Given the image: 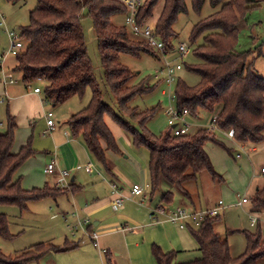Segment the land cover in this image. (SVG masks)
<instances>
[{"label": "trees", "instance_id": "obj_1", "mask_svg": "<svg viewBox=\"0 0 264 264\" xmlns=\"http://www.w3.org/2000/svg\"><path fill=\"white\" fill-rule=\"evenodd\" d=\"M14 5L22 0H5ZM163 2L162 10L154 26V35L165 44L177 37L173 26L178 17L187 13L186 0H143L137 12V22L152 19L157 5ZM209 2L218 8L209 17L196 23L190 40L191 55L198 60L187 66L199 76L196 86H189L181 78L176 80L175 108L187 110L190 119H198L203 113L213 114L221 109L217 123L225 131L234 132V140L241 145H258L264 142V77L254 67L253 51L239 52L241 22L248 20L252 10L261 6L260 0H191V6L199 13ZM87 13L93 22V32L104 68L105 86L116 103L119 115L105 101V92L97 81L89 56L82 20ZM127 14V8L118 0H37L30 12V21L20 29L25 48L16 56L13 72L20 74L26 87L43 82L45 103L54 106L65 104L75 97H83L90 88L89 105L68 121L70 135L82 139L95 161L105 173L114 177L108 152L122 154L117 140L106 123V117L126 132L137 148L149 152L148 173L152 194L159 190L161 182L167 181L190 194L185 185L196 181L203 172L214 180L219 179L210 156L205 150L208 143L226 148L214 133L205 128L187 135L175 136L170 132L160 137L148 134L146 124L156 111L131 107L130 102L139 95H147L155 88L146 84L131 85L134 75L121 63V55L140 57L156 55L148 43L132 35L127 26L112 23V17ZM202 40L201 45L199 41ZM195 46V47H194ZM261 52H258L260 55ZM186 67V64H184ZM183 65V69H184ZM2 66L0 65V75ZM182 72V71H181ZM8 130L0 134V206H15L21 212L33 202L77 192L80 187L70 184L67 188L51 187L26 190L22 177L15 180L20 168L38 152L32 148L31 139L19 152L13 153L15 133L18 128L15 117L8 109ZM132 123L141 127L138 130ZM229 152L230 150L227 149ZM174 194L167 192L161 201L172 204ZM251 214L264 213V185L250 200ZM221 216L204 220L199 227L188 225V230L199 245L201 257L186 263H175L177 253L165 252L153 244L151 251L158 264H259L264 259L263 227L259 223L255 232L243 231L246 239L244 254L232 256L230 244L217 233L215 225ZM0 236L10 239L9 219L0 214ZM70 245L58 249L51 243H39L15 256H6L0 251V264H29L41 260L55 251H70ZM104 264H114L110 251L104 253Z\"/></svg>", "mask_w": 264, "mask_h": 264}, {"label": "rangeland", "instance_id": "obj_2", "mask_svg": "<svg viewBox=\"0 0 264 264\" xmlns=\"http://www.w3.org/2000/svg\"><path fill=\"white\" fill-rule=\"evenodd\" d=\"M186 3L188 7L187 13L181 14L173 26L177 33V37L172 41L175 48L181 43H186L193 47L190 35L194 25L218 10V8H213L210 3L207 2L203 9L199 13H196L191 6V0H186ZM36 5L37 0H22L16 5L8 3L5 0H0V56L8 53L11 47L7 32L16 31L20 33V29L29 24L30 12L35 9ZM162 7L163 2H160L155 9L153 18L147 22L149 25H156ZM83 17L85 18L82 20V25L86 35L89 56L95 70V76L102 88L107 91L105 92L106 103L111 106L115 114L119 115L120 112L116 108L117 105L114 98L105 86L104 68L99 54L98 41L93 32V22L87 17L86 12L83 13ZM126 18V13L117 14L112 17V23L117 26H126ZM248 20V29L243 28L245 22H241L238 26L240 35L238 51L246 52L252 50L253 56L251 59H254L255 70L260 77H264V6L262 3L261 6L251 11ZM201 43L202 40H200L198 44L201 45ZM258 52H261V54L258 55ZM168 60L174 64H186V67L184 65L183 71L179 73L178 78H181L185 83L192 87L199 83V76L189 71L187 68V66L198 62L193 55L190 54L188 58L181 62L178 59V55L175 52H172L168 57ZM120 61L134 75V78L130 83L131 85L144 83L149 87L155 88L154 92L143 96H136L130 102L131 107H137L142 111L155 109V115L146 124L148 129L147 133L160 137L162 134L170 132L167 112L170 110V107L175 108V102L174 105H170L169 97L163 94L164 92L169 94L170 88L163 81L165 77L164 73H162L164 59H162L160 53L156 51V55L143 54L140 57L121 55ZM15 65L16 57L12 55L6 56L3 66L12 68ZM11 72L14 73L13 71ZM15 79V84H8L10 98L9 96L5 98L6 88L3 79L0 77V95L3 93L0 97V134L6 133L8 130L7 111L9 100H11V97H17L19 94L26 92L25 88L27 87L23 84L21 75L15 74ZM43 85V82H35L31 85V88L32 90L35 87L43 88ZM175 89L176 84L172 86V95L175 94ZM91 97L92 91L90 88H87L85 95L82 98L75 97L69 100L68 103L55 106L51 103L44 105L45 117L35 119V121L31 122V126H29L28 122L27 124L17 123L19 125L15 133V144L18 147L17 150L21 143H26V141L31 139L32 148L39 153H42L38 160L44 162L43 164H47L48 166V162L52 160L55 139L53 137V132H50L47 126V113H53V121L56 127L61 128L62 135L66 136V134H70V128L66 122L69 121L72 115L77 114L86 108L91 101ZM2 99H5V101L2 102ZM63 114H66V120L61 118L60 115ZM202 115L204 118V122L202 123L207 125L210 124L213 116L208 113H203ZM105 120L107 125H109L111 118L106 117ZM132 124L136 129L141 130L139 125L135 123ZM119 128L121 129V127ZM116 130L120 132V135L116 136L117 143L124 154L121 159L127 160L126 158L130 157L138 160L144 166H148V150L145 147H135L132 144L129 135L122 129L119 130L113 127L112 132L117 133ZM46 131H48V133H46ZM195 131L196 129L193 132ZM216 136L217 140L223 143L226 148L213 143H208L205 150L210 156L214 170L219 175V179L214 180L206 171L201 173L199 178V188L201 191L199 195L201 201L203 204L205 203V205L206 203H210L213 199H216L217 202H224L225 210L223 211L221 220L215 225V229L223 239L228 240L232 256L237 258L244 254L246 250V239L242 232H255L256 230V228L251 226L249 217L251 204L240 207L238 203L244 196L251 200L256 191L261 189L264 185V177L261 176V170L264 168V142L258 145L247 144L242 147L240 144H237L228 138H224L218 134H216ZM251 148H256L257 151L252 152ZM227 149H229L230 152ZM48 152L51 153L50 156ZM240 153L242 154V157L236 159V155ZM36 159L37 158H35L32 163L35 162ZM91 163H93L98 171L102 173L103 177H100V181L103 183L107 182L104 183L107 186L110 185V180L102 167L95 161V159H91ZM25 164L17 172L15 180L19 179V177L24 179L27 175ZM85 166L86 165L83 166L84 169ZM30 170L32 172V177H35L37 182H49V184H53V180L56 179V175H46L47 173L45 172V174L44 170H42V165L40 168L37 166L30 167ZM60 171L68 170L60 169ZM69 182L71 184V181ZM137 184L144 187L145 185L150 186L149 173L146 179L141 178ZM170 186H172L170 183L163 180L159 190L155 193L152 194L151 187L148 190L146 189V200H143V197L134 199L137 204V209H146L147 205L152 207L154 211L152 213L156 212V209L160 207L159 205L164 209H167V207L164 206L165 203L162 202L161 199L162 195L169 192V188L173 189V187ZM42 187H44V185L31 186L29 187L30 189L26 190ZM127 187L129 188V186ZM71 196V194H67L56 197L55 199L48 198L39 202H33L25 212H21L20 209L15 206H0V214L6 215L9 219V234L12 236L10 239H5L0 236V251L4 255L14 258L23 251H26L39 243H51L58 249H63L66 246V241H68V243H77L80 245V248L71 252L55 251V255H53L54 257L49 261L47 258H44L42 260L33 261L29 264H104L103 251H109V249L112 250V252H110L112 254L113 263L137 264L134 258L129 255L127 244L133 246L137 243L134 235L150 234L152 231L148 230V225L134 222L129 219L120 222V224L123 225L122 229L127 228L130 230L128 232H123L127 234V237L121 233L122 229L116 231L111 230L104 233L101 232V234L99 233L100 231L97 230L98 228H94V231L100 236V239L98 240L99 247H95L92 241L81 229L74 233L69 229L73 228L78 223L75 213H77L83 220L85 218L88 219L92 223V226L95 221L94 217H83L80 211H71L73 208V200ZM130 213L134 214L136 216L134 218H137V220L143 218L141 213L136 214L133 211H130ZM118 214L119 213H115L112 209H108L104 211L102 215H107L109 218H115ZM137 215L139 217H137ZM155 216L158 215L155 213ZM148 218H150L149 215ZM151 220L156 223V221L152 219V215ZM100 254L102 258H100ZM200 257L201 253L198 251L197 247L189 253L185 252L177 254L175 263H186L199 259ZM259 264H264V259H261Z\"/></svg>", "mask_w": 264, "mask_h": 264}, {"label": "crops", "instance_id": "obj_3", "mask_svg": "<svg viewBox=\"0 0 264 264\" xmlns=\"http://www.w3.org/2000/svg\"><path fill=\"white\" fill-rule=\"evenodd\" d=\"M260 1L264 6V0H260ZM248 22L249 20L245 22L244 25L245 27L243 26L244 29H248L249 26ZM15 67L16 65L13 66L12 68L3 66V68H5L4 69L5 74L13 71ZM5 88H6L5 98H7V96H9L8 85H6ZM36 88L39 87H35L32 90L31 86H29L25 88L26 92L19 94V96L17 97H11V100H9L8 109L11 115L15 117L16 123L27 124L28 122L29 126H31V122L35 121V119L45 117L44 105H46L47 103H45L44 101L43 88H40L41 93H35L34 90ZM1 95H3V93ZM60 116L62 119L66 120V114ZM203 119H204L203 115H201V117L198 119H190L194 124V127L192 129L193 131L195 129L196 130L200 129L201 126L204 125V123H202L204 122ZM67 123L68 122H66V124ZM18 124L17 126L19 127ZM108 127L110 128L111 131H113V127L121 130L112 120L109 121ZM192 130L191 132H193ZM116 131L117 133H113V132L112 133L113 135L115 134L114 136L117 140L116 136L117 135L119 136L120 132L118 130ZM50 132H53L55 145L53 148L54 151L52 155V160L49 161L48 164L55 163L56 169L55 172L51 175H56V179L53 180L52 182L53 184H49V182L48 183L37 182L35 177H32V172L30 170V167L37 166L40 168V166L42 165V170H44L45 173V168L47 166V164H43L44 162L38 160L39 156L42 153L41 152L39 153L37 150H35L38 152V154L34 158H32L33 160L30 159L25 164L27 169V175L22 181V185L24 189H30L29 187L31 186H43V185L45 186V184L54 187L56 186L57 179H59L60 169L68 170L70 174L69 181H71V184L73 183L76 184L78 187H80V189L77 192L68 193L72 195L71 197L73 200V208L71 211H75V212L80 211L83 217L86 216L89 218L94 217L95 221L93 224V230L94 228H98L97 230L100 231L99 233L101 232L104 233L111 230L116 231L118 229L123 228V225L120 224V222L125 221L126 219L148 225V230L152 231L150 234L134 235L136 237L137 243L133 246H129L127 244V247L129 249V255L134 258L137 264H158L156 259L152 255L151 248L153 244L159 245L165 252L175 251L177 254L185 253V252L189 253L195 250L197 247L199 251V245L192 237L191 233L187 228H181L179 225L167 221L166 219L162 218L160 215L158 216L157 220L155 219L156 223L153 222L151 220V215L153 214L152 212L154 211L150 205H147L146 209H137V204L134 201V199L143 197L142 199L146 200L147 193L145 190L142 196L131 197V190L132 187L135 184H137L141 178L142 179L147 178L148 176L147 165L144 166L138 160L132 159L130 157L126 158L127 160L121 159V157L124 155L123 152L120 155H116L112 152H108L109 162L112 167L113 174L115 176L110 177L107 175V177L110 180V184L112 182L116 183L119 189L123 192V195L126 197V200L123 204L124 206L120 207L118 210H114L111 206V202L114 199L112 188L110 185H108L109 186L108 187L106 184H104L107 182L103 183L102 181H100V177L102 178V176L100 175V171H98L95 165L91 163V159L92 160L94 159L90 154V152L88 151L86 145L83 143L82 139L74 138L70 134H66V136L62 135L61 128L56 127V125L53 129H51ZM27 142L28 141H26V143L25 142L21 143L18 150H17L18 148L17 145L14 144L13 153H17L23 146L27 144ZM241 146L243 147L245 145H241ZM251 149L252 152L257 151L256 148H251ZM48 153L50 156L51 153L50 152ZM35 158L37 159L35 160V162L32 163V161H34ZM89 164H93L94 173H88L86 171V166ZM84 165H86L85 169L83 168ZM46 175H50V174H46ZM199 178L200 175L196 181L189 182L185 185V190L190 194V199L186 198L182 191H179L175 187L170 186L173 187V189L169 188L168 191L174 194V200L172 204H167V205L165 204L164 206H166L167 209H171V210L179 206H185L189 209L191 208L196 210H209L214 208L218 204L216 199H213L210 203H206V205L205 203L203 204V202L201 201L199 195L201 191L199 188L200 187ZM98 181L100 182L97 183ZM127 186H129V188ZM159 206L162 207L161 205ZM108 209H112L115 213H119V214L116 215L115 218H109L107 215H102L103 212ZM130 211H133L136 214L141 213L143 218L137 220V218H134L136 216L134 214H131ZM148 215L150 218H148ZM137 217L139 216L137 215ZM121 231H122L121 233H123V232H128L130 230L125 228L122 229ZM123 234L125 235V237H127V234L125 233ZM66 242H67L66 246L68 245H70V247L75 246V243H68V241ZM98 247H99V243H98ZM79 248L80 245L77 248L70 250V252L76 251ZM109 251L112 252L111 249H109ZM105 252L107 251H103V253ZM53 255H55L54 252H50L46 254L42 259L47 258L49 261L54 257ZM100 258H102L101 254H100ZM114 264L116 263L114 262Z\"/></svg>", "mask_w": 264, "mask_h": 264}, {"label": "built area", "instance_id": "obj_4", "mask_svg": "<svg viewBox=\"0 0 264 264\" xmlns=\"http://www.w3.org/2000/svg\"><path fill=\"white\" fill-rule=\"evenodd\" d=\"M122 4H124L127 8V18H126V26L134 35L135 37L144 39L148 45L160 53L162 56L163 61V69L162 73H164L165 77L163 79L164 83L170 88L169 94L164 92V95L169 97L170 105H174V96L171 94L172 86L176 83L178 79V75L181 71H183V64L182 63H172L168 60V57L172 52H175L178 55V59L183 62L186 58H188L192 52L191 46L186 43H181L178 45L177 48L171 45V43H163L154 35V26H151L144 21L142 23L137 22V12L139 8L143 4V0H118ZM11 47L8 53L0 56V65L2 66L1 71V78L4 81V85L8 84H15V74L12 72L6 73L3 68V64L5 61L6 56H18L22 50L25 48V42L21 39L20 33L16 31H8L7 32ZM35 93H41L40 88H36ZM5 99H2L4 102ZM221 109L218 108L213 114V119L210 124H204L201 128L207 129L209 132L218 134L224 138H228L231 141L235 142L234 140V132L232 130L225 131L223 130L217 123L219 114ZM167 116L169 118L170 129L175 136H182L187 135L191 132L192 128L194 127L193 122L189 118V113L187 110L178 111L174 107H170V110L167 112ZM53 113H47V126L49 131L55 127V123L53 121ZM48 131H46L47 133ZM242 154H237L236 159H240ZM93 164H89L86 166V171L88 173H94ZM56 165L55 163L49 164L45 172L47 174H53L55 172ZM59 179L56 182L57 188H67L70 185L69 182V172L68 171H60ZM99 173V172H98ZM100 175L103 177L102 173ZM261 176L264 177V168L261 170ZM112 188V192L114 195V199L111 202V206L114 210H118L120 207L123 206L126 197L123 195L122 191L119 189L116 183L110 184ZM146 189H150V186H142L140 184H135L131 190V197H140L143 195ZM129 198V197H128ZM247 204H250V200L247 197H243L238 205L243 207ZM225 210L224 202L219 201L218 204L209 210H196V209H189L185 206H179L173 210L171 209H164L163 207L156 209V214L161 216L162 218L166 219L167 221L179 225L181 228H188V225L199 227L200 224L208 219V218H217L220 217L222 212ZM251 211V209H250ZM155 213L152 214V219L157 220L158 216H155ZM155 216V217H154ZM75 217L78 220L77 225L73 228H69L72 233L77 232L81 229L85 235L92 241L95 247H98V240L99 234L93 230L92 223L88 219H82L77 213H75ZM251 226L256 228L257 225L260 223L263 227L264 231V213L263 214H251L249 215Z\"/></svg>", "mask_w": 264, "mask_h": 264}]
</instances>
